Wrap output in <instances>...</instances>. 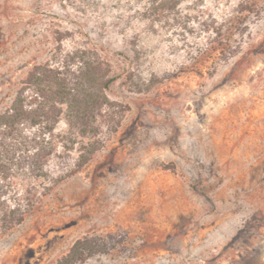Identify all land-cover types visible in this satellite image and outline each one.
<instances>
[{
	"label": "rangeland",
	"instance_id": "rangeland-1",
	"mask_svg": "<svg viewBox=\"0 0 264 264\" xmlns=\"http://www.w3.org/2000/svg\"><path fill=\"white\" fill-rule=\"evenodd\" d=\"M151 2L0 0V113L36 64L75 81L78 48L116 77L97 136L62 115L48 177L24 174L22 149L0 175L2 200L27 182L40 195L100 142L21 224L0 227V264H56L77 239L108 234L125 242L78 264H264V0Z\"/></svg>",
	"mask_w": 264,
	"mask_h": 264
},
{
	"label": "trees",
	"instance_id": "trees-1",
	"mask_svg": "<svg viewBox=\"0 0 264 264\" xmlns=\"http://www.w3.org/2000/svg\"><path fill=\"white\" fill-rule=\"evenodd\" d=\"M181 1L152 0L150 9L154 12L171 10ZM73 59L80 63L75 81L60 67L48 62L36 64L22 81L12 103L0 113V175L3 177L10 175L19 149L27 152L28 157L33 159L27 167L22 168L25 175L44 178L49 176L47 161L57 153V143L60 140L55 130L62 115L66 116L72 128L78 129L82 137L98 135V116L103 107L111 102L106 91L116 77L111 75L110 65L95 50L78 48ZM157 82L153 79L150 86ZM25 125L38 128L34 137L23 135L22 126ZM69 141L62 143L66 151L71 149ZM31 143L33 151L29 150ZM83 148L75 168L67 166L62 169L40 195L35 192V185L27 182L23 193L17 192L10 203L0 198V227L10 230L21 224L34 208L39 196L47 194L66 176L86 165L99 150L100 142L94 140ZM124 242L125 237L117 234L86 235L77 239L56 264L84 263L92 256L110 252Z\"/></svg>",
	"mask_w": 264,
	"mask_h": 264
}]
</instances>
